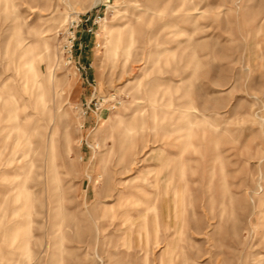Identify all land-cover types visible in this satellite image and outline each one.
Here are the masks:
<instances>
[{
    "label": "rangeland",
    "instance_id": "rangeland-1",
    "mask_svg": "<svg viewBox=\"0 0 264 264\" xmlns=\"http://www.w3.org/2000/svg\"><path fill=\"white\" fill-rule=\"evenodd\" d=\"M0 264H264V0H0Z\"/></svg>",
    "mask_w": 264,
    "mask_h": 264
},
{
    "label": "built area",
    "instance_id": "built-area-1",
    "mask_svg": "<svg viewBox=\"0 0 264 264\" xmlns=\"http://www.w3.org/2000/svg\"><path fill=\"white\" fill-rule=\"evenodd\" d=\"M107 1H109V0H107ZM89 30L91 31L92 29H89ZM75 40H76V35H75V33H73V34H71L69 44H66L67 45L66 47L68 48V53H70V57H72V51H73Z\"/></svg>",
    "mask_w": 264,
    "mask_h": 264
}]
</instances>
